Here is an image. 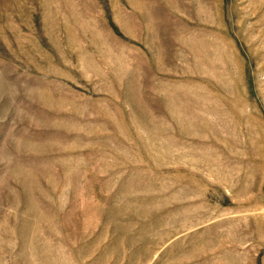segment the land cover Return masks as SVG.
I'll return each mask as SVG.
<instances>
[{"label": "rangeland", "instance_id": "obj_1", "mask_svg": "<svg viewBox=\"0 0 264 264\" xmlns=\"http://www.w3.org/2000/svg\"><path fill=\"white\" fill-rule=\"evenodd\" d=\"M0 264H264V0H0Z\"/></svg>", "mask_w": 264, "mask_h": 264}]
</instances>
